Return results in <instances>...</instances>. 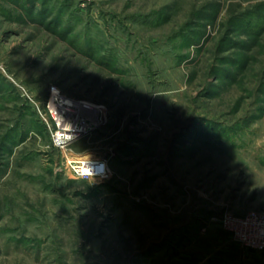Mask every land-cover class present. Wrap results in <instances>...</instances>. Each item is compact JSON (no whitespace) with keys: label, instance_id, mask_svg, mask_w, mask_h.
Instances as JSON below:
<instances>
[{"label":"rangeland","instance_id":"1","mask_svg":"<svg viewBox=\"0 0 264 264\" xmlns=\"http://www.w3.org/2000/svg\"><path fill=\"white\" fill-rule=\"evenodd\" d=\"M52 86L106 106L107 124L56 147L39 111ZM85 156L110 178L65 165ZM250 210L264 0H0V264L170 259Z\"/></svg>","mask_w":264,"mask_h":264},{"label":"built area","instance_id":"2","mask_svg":"<svg viewBox=\"0 0 264 264\" xmlns=\"http://www.w3.org/2000/svg\"><path fill=\"white\" fill-rule=\"evenodd\" d=\"M39 111L52 133L54 145L63 150L108 121L106 106L68 97L57 86L51 87L48 99ZM65 165L80 179L103 181L111 175L109 160L104 157L82 161L68 159ZM220 221L243 248L264 252V210L227 211Z\"/></svg>","mask_w":264,"mask_h":264},{"label":"crops","instance_id":"3","mask_svg":"<svg viewBox=\"0 0 264 264\" xmlns=\"http://www.w3.org/2000/svg\"><path fill=\"white\" fill-rule=\"evenodd\" d=\"M145 264H264V252L243 248L219 223L210 225L172 258H147Z\"/></svg>","mask_w":264,"mask_h":264},{"label":"bare ground","instance_id":"4","mask_svg":"<svg viewBox=\"0 0 264 264\" xmlns=\"http://www.w3.org/2000/svg\"><path fill=\"white\" fill-rule=\"evenodd\" d=\"M86 159H93V157L91 156H85L83 158H79V159H76V160H79V161H82V160H86Z\"/></svg>","mask_w":264,"mask_h":264}]
</instances>
